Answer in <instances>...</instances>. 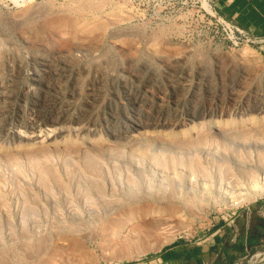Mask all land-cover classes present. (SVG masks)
<instances>
[{"label":"rangeland","instance_id":"374dc122","mask_svg":"<svg viewBox=\"0 0 264 264\" xmlns=\"http://www.w3.org/2000/svg\"><path fill=\"white\" fill-rule=\"evenodd\" d=\"M217 16L0 0V264H126L264 195L261 44L233 45Z\"/></svg>","mask_w":264,"mask_h":264},{"label":"crops","instance_id":"0c3cea01","mask_svg":"<svg viewBox=\"0 0 264 264\" xmlns=\"http://www.w3.org/2000/svg\"><path fill=\"white\" fill-rule=\"evenodd\" d=\"M215 13L251 35L263 38L264 0H211ZM264 246V195L231 212L197 238L173 240L155 254L126 264H237L246 253Z\"/></svg>","mask_w":264,"mask_h":264},{"label":"built area","instance_id":"2783aa9c","mask_svg":"<svg viewBox=\"0 0 264 264\" xmlns=\"http://www.w3.org/2000/svg\"><path fill=\"white\" fill-rule=\"evenodd\" d=\"M216 23L220 26L221 30L225 33V38H227L233 45H252L261 44L263 38L251 35L247 30L229 22L221 17H214Z\"/></svg>","mask_w":264,"mask_h":264},{"label":"bare ground","instance_id":"6f19581e","mask_svg":"<svg viewBox=\"0 0 264 264\" xmlns=\"http://www.w3.org/2000/svg\"><path fill=\"white\" fill-rule=\"evenodd\" d=\"M38 8H41V7H38ZM38 8H37L36 10H38ZM33 9H34V8H33ZM44 9H45V8H44ZM36 10H35V11H36ZM40 10H41V9H40ZM42 11L44 12L43 9L41 10V12H42ZM37 12H38V11H37ZM41 12H40V13H41ZM43 12H42V13H43ZM30 13H31L30 15H32V14L35 13V12H33V11L31 12V11H30ZM38 14H39V12H38ZM38 14H37V15H38ZM44 14H45V13H44ZM26 15H27V14H26ZM42 15H43V14H42ZM34 16H35V14H34ZM40 16H41V15H40ZM32 17H33V16H32ZM38 17H39V16H38ZM42 17H43V16H42ZM25 18H26V17H25ZM33 18H36V17H33ZM26 19H29V17L27 16ZM30 19H31V18H30ZM39 19H40V18H39ZM35 20H36V19H35ZM21 21H22V20H21ZM25 21H27V20H25ZM29 21H30V20H29ZM32 22H33V21H32ZM6 25H7V24H6ZM1 44H2V43H1ZM2 45H3V44H2ZM2 45H1V46H2ZM9 54H10V53H9ZM18 54H19V53H18ZM105 55H106V54H105ZM15 60H16V59H15ZM131 60H132V59H131ZM105 61H106V60H105ZM105 61H104V62H105ZM140 61H141V60H140ZM19 62H20V61H19ZM105 63H106V62H105ZM105 63H104V64H105ZM110 63H111V62H110ZM139 63H140V62H139ZM100 64H101V63H100ZM112 64H113V62H112ZM148 64H149V63H148ZM19 65H20V64H19ZM101 65H102V64H101ZM108 65H109V64H108ZM115 65H116V64H115ZM119 65H120V64H119ZM130 65H131V64H130ZM98 66H100V65H98ZM124 66H125V64H124ZM104 67H105V66H104ZM112 67H113V66H112ZM119 67H120V66H119ZM152 67H153V66H152ZM100 68H101V67H100ZM138 68H139V67H138ZM113 69H114V68H113ZM128 69H129V67H128ZM140 69H141V68H140ZM144 69H145V68H144ZM151 69H152V68H151ZM126 70H127V69H126ZM149 70H150V69H149ZM160 70H161V69H160ZM100 71H101V70H100ZM100 71H99V72H100ZM119 71H120V70H119ZM123 71H124V70H123ZM138 71H139V70H138ZM138 71H137V72H138ZM142 71H143V70H142ZM240 71H241V70H240ZM99 72H98V73H99ZM102 72H103V71H102ZM105 72H106V69H105ZM110 72H111V71H110ZM126 72H127V71H126ZM155 72H156V71H155ZM111 73H112V72H111ZM139 73H140V72H139ZM152 73H153V71H152ZM101 74H102V73H101ZM140 74H141V73H140ZM117 75H118V74H117ZM131 75H132V74H131ZM134 75H135V74H134ZM38 76H39V75H38ZM102 76H103V74H102ZM126 76H127V75H126ZM141 76H142V75H141ZM141 76H140V77H141ZM145 76H146V75H145ZM153 76H155V75H153ZM106 77H107V75H106ZM111 77H112V76H111ZM111 77H110V78H111ZM103 78H104V77H103ZM143 78H144V77H143ZM153 78H154V77H153ZM107 79H108V78H107ZM135 79H136V77L134 78V80H135ZM137 79H138V78H137ZM137 79H136V80H137ZM139 79H140V78H139ZM157 79H158V78H157ZM37 80H38V79H37ZM151 80H152V79H151ZM120 81H121V80H120ZM122 81H123V80H122ZM122 81H121V82H122ZM137 81H138V80H137ZM142 81H143V80H142ZM146 81H147V80H146ZM127 82H128V81H127ZM139 82H140V81H139ZM154 82H155V81H154ZM144 83H145V82H144ZM115 84H116V83H115ZM136 84H138V82H137ZM119 85H120V84H119ZM142 85H143V84H142ZM146 85H147V84H146ZM125 87H126V86H125ZM143 88H145V87H143ZM116 89H117V88H116ZM121 89H122V88H121ZM131 89H132V88H131ZM138 89H139V88H138ZM126 90H127V89H126ZM137 91H138V90H137ZM48 92H49V91H48ZM129 92H130V91H129ZM138 92H139V91H138ZM258 92H260V91H258ZM130 93H131V92H130ZM247 93H248V92H247ZM45 94H46V93H45ZM141 94H142V93H141ZM145 95H146V94H145ZM42 96H43V95H42ZM243 97H244V95H243ZM246 97H247V96H246ZM248 97H249V96H248ZM140 99H141V97H140ZM247 99H248V98H247ZM147 100H148V99H147ZM251 100H252V99H251ZM255 100H256V99H255ZM262 100H263V99H262ZM240 101H241V100H240ZM259 102H260V101H259ZM137 103H138V102H137ZM141 103H142V102H141ZM240 103H241V102H240ZM261 103H262V102H261ZM126 104H127V103H126ZM250 105H252V104H250ZM145 106H146V105H145ZM248 106H249V104H248ZM254 106H255V105H254ZM257 110H258V109H257ZM256 112H257V111H256ZM143 116H144V115H143ZM126 118H127V117H126ZM54 122H55V121H54ZM238 123H240V121H237V120L234 119V120L226 121L224 124H225V125H235V124H238ZM32 125H33V124H32ZM138 125H139V124H138ZM217 125H218V124H216L215 126H217ZM115 135H116V134H115ZM114 137H115V136H114ZM117 138H118V137H117ZM60 141H61V140H60ZM61 143H62V142H61ZM62 144H63V143H62ZM263 188H264L263 186H261V187L259 186V188H258V187H255L256 190H259V192L262 191ZM156 210H157V209H156ZM156 215H157V214H156ZM255 263H256V264H262V263H264V249H263V250H259V256H258V258L256 259Z\"/></svg>","mask_w":264,"mask_h":264}]
</instances>
